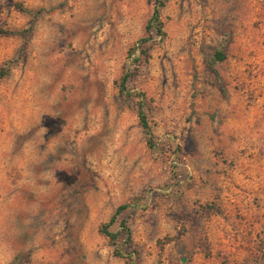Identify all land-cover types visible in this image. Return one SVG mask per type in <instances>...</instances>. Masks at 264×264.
Masks as SVG:
<instances>
[{
  "label": "rangeland",
  "instance_id": "obj_1",
  "mask_svg": "<svg viewBox=\"0 0 264 264\" xmlns=\"http://www.w3.org/2000/svg\"><path fill=\"white\" fill-rule=\"evenodd\" d=\"M152 8L0 0V264H125L122 204L135 264H264V0H165L149 150L117 83Z\"/></svg>",
  "mask_w": 264,
  "mask_h": 264
},
{
  "label": "trees",
  "instance_id": "obj_2",
  "mask_svg": "<svg viewBox=\"0 0 264 264\" xmlns=\"http://www.w3.org/2000/svg\"><path fill=\"white\" fill-rule=\"evenodd\" d=\"M165 0H153V8L150 16L146 20L143 33L144 36L139 38L135 44H133L127 50L126 59H129L126 65L123 67V71L118 79L117 83V93L124 101L129 102L135 111V117L137 119V124L142 130L145 137V144L149 150L154 148L151 141V131L146 120V111L150 107V100L145 97L142 92L135 89H126L125 83L129 81L135 74L138 63L140 61H146L148 59V51L155 41H159L163 38L164 32L162 30V22L160 20V10L164 6ZM21 12L29 14L32 18H35L40 10L28 11L19 8ZM224 56L219 50H214L213 53L206 58L207 66L213 71L217 81L218 75L214 69V65L222 62ZM8 68L6 65L0 66V79L7 75ZM131 204H122L117 206L112 214L108 217L105 223L100 225V233L107 237L110 242H115L118 240L119 246L114 248L113 255L124 258L125 264H135V251L129 250L130 247V237L126 226V216L125 214H130L132 212ZM116 224L117 231L111 233L109 227Z\"/></svg>",
  "mask_w": 264,
  "mask_h": 264
}]
</instances>
